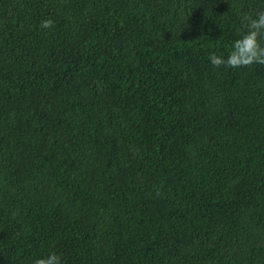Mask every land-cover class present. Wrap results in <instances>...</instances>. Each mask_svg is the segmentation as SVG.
I'll return each instance as SVG.
<instances>
[{"label": "trees", "instance_id": "trees-1", "mask_svg": "<svg viewBox=\"0 0 264 264\" xmlns=\"http://www.w3.org/2000/svg\"><path fill=\"white\" fill-rule=\"evenodd\" d=\"M258 11L0 0V264H264V64L210 62Z\"/></svg>", "mask_w": 264, "mask_h": 264}, {"label": "clouds", "instance_id": "clouds-1", "mask_svg": "<svg viewBox=\"0 0 264 264\" xmlns=\"http://www.w3.org/2000/svg\"><path fill=\"white\" fill-rule=\"evenodd\" d=\"M246 31L232 44V49L225 59L222 56L212 54L210 62L215 67L227 66L230 68L249 67L253 64H264V11L256 12L255 16H244ZM54 26L52 19L41 22L42 29ZM34 264H62L61 257L51 253L45 258L34 261Z\"/></svg>", "mask_w": 264, "mask_h": 264}]
</instances>
